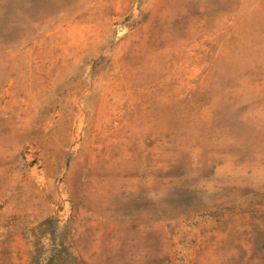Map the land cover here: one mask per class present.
Listing matches in <instances>:
<instances>
[{"label": "rangeland", "instance_id": "obj_1", "mask_svg": "<svg viewBox=\"0 0 264 264\" xmlns=\"http://www.w3.org/2000/svg\"><path fill=\"white\" fill-rule=\"evenodd\" d=\"M9 10L0 264H264V0Z\"/></svg>", "mask_w": 264, "mask_h": 264}, {"label": "trees", "instance_id": "obj_2", "mask_svg": "<svg viewBox=\"0 0 264 264\" xmlns=\"http://www.w3.org/2000/svg\"><path fill=\"white\" fill-rule=\"evenodd\" d=\"M18 1L19 0H0V22L5 21L12 29H15L18 23L17 21L11 20L9 5L17 3ZM3 36L4 35L0 34L1 44H13L12 41H6L7 39ZM58 229L59 228H56L54 233H52V238L56 240V243H53L51 249L47 251L48 255L46 257L43 256L44 260L47 264H63L62 260L65 259L64 257H72L74 259V264H79L68 246V237L65 235L64 231L59 235L57 233Z\"/></svg>", "mask_w": 264, "mask_h": 264}]
</instances>
